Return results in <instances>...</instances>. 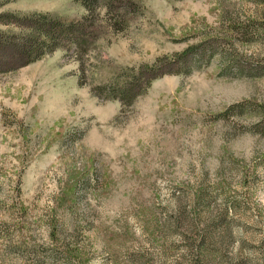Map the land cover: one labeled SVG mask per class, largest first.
<instances>
[{"label": "rangeland", "instance_id": "rangeland-1", "mask_svg": "<svg viewBox=\"0 0 264 264\" xmlns=\"http://www.w3.org/2000/svg\"><path fill=\"white\" fill-rule=\"evenodd\" d=\"M96 1L89 53L23 65L7 16L88 11L0 0V264H264V0Z\"/></svg>", "mask_w": 264, "mask_h": 264}, {"label": "trees", "instance_id": "trees-1", "mask_svg": "<svg viewBox=\"0 0 264 264\" xmlns=\"http://www.w3.org/2000/svg\"><path fill=\"white\" fill-rule=\"evenodd\" d=\"M101 2L106 8L107 14L111 13V10L114 11L116 6H119V9L125 13L128 6L134 8L133 4L136 5V3L132 4L125 0H101ZM96 3V0H83L82 4L86 7L88 16L72 22L61 20L49 14L16 16L15 20L12 16H7L8 19L6 22L11 21L8 24L21 27L26 31L24 32L23 38L27 42V47L19 55L21 63L26 65L35 62L44 55L55 52L56 50L69 52L74 49L75 53L81 56L89 53L98 40L99 30L102 29L101 25L97 24L96 21L94 22V15H91ZM117 10L115 9V11ZM122 17L121 19H123ZM1 19L3 17H0V22ZM121 19L110 23V26L114 30H124L126 26H124V22L122 23ZM1 43L2 40L0 39ZM187 52L178 55L179 57L177 58L185 57L187 55L185 53ZM205 56L208 60L212 57L208 53ZM172 63L174 62H170L165 66L170 68L172 67ZM129 72L120 74L112 83L97 88L99 95L105 97V99L117 100L122 106L129 107L138 97L144 94L150 83L160 76V70L156 64L150 67L140 66L136 69H130ZM144 73H147L149 78L146 84L141 86L139 79Z\"/></svg>", "mask_w": 264, "mask_h": 264}]
</instances>
